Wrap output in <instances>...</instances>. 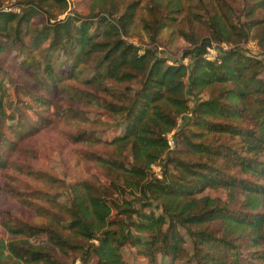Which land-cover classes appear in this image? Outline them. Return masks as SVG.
<instances>
[{"label":"trees","instance_id":"trees-1","mask_svg":"<svg viewBox=\"0 0 264 264\" xmlns=\"http://www.w3.org/2000/svg\"><path fill=\"white\" fill-rule=\"evenodd\" d=\"M90 2L60 19L67 0H0V192L46 218L0 210V264H264V0L191 2L204 38L185 0ZM138 26L189 43L169 62L128 39ZM213 42L231 48L207 59ZM49 130L98 174L57 192L21 179L47 175Z\"/></svg>","mask_w":264,"mask_h":264},{"label":"rangeland","instance_id":"rangeland-1","mask_svg":"<svg viewBox=\"0 0 264 264\" xmlns=\"http://www.w3.org/2000/svg\"><path fill=\"white\" fill-rule=\"evenodd\" d=\"M17 0H3V7L16 9ZM143 3L147 0H142ZM186 8L184 15L186 17V22L181 24L185 30L191 33V36L195 38L208 37L209 33L207 32L206 26L199 21L197 18L192 17L191 11L187 8L188 4H196L197 0H185ZM234 2L236 6L240 3V0H230ZM239 1V2H238ZM68 8L67 10L60 15V19L66 18L73 13H79L81 15L88 14L90 12V0H67ZM4 8V9H5ZM194 5L192 9L194 10ZM191 9V10H192ZM43 19L42 16L37 17L36 21L40 22ZM222 27L224 25L221 23ZM139 32H142L143 37ZM130 41L141 45L146 48H152L156 50L159 56L170 58L169 62L174 61L177 58H180L183 55L185 49L184 44L189 43V39L186 36H182L180 33L171 34V31L168 29L162 33L160 40L156 44H150L147 41L145 32L138 26L136 27V32L128 37ZM144 39V40H142ZM188 39V40H187ZM157 46V47H156ZM248 47L256 53L259 49V45L254 41L248 44ZM259 58L264 61V54H258ZM186 63L190 62V59L187 58L184 60ZM207 97V96H205ZM87 114L93 119H97L100 116L97 111L92 108L85 110ZM104 119L109 120L110 118L106 115L103 116ZM179 130V129H178ZM172 140L175 137H178L180 143L182 142L181 136H176L175 133L171 135ZM34 144L38 149H35L34 156L38 161V165L41 169L45 171L47 175L41 180L33 179L28 176H20L21 179L29 182L36 189L46 190L50 192L64 191L66 190L64 183L66 185L73 184L77 179L92 177L93 174H98L99 168L90 163H86L78 159L76 153L74 152L73 145L70 144L63 136L55 130H49L44 133H41L34 141ZM160 166H155L154 170L158 175H161ZM4 208L12 209L15 213L23 217L24 219L42 221L46 218L38 215L36 210L32 208L25 207L21 203L14 202L9 195L6 193L0 192V210ZM6 236L3 231V228L0 226V237ZM93 264H96V260L93 261Z\"/></svg>","mask_w":264,"mask_h":264},{"label":"built area","instance_id":"built-area-1","mask_svg":"<svg viewBox=\"0 0 264 264\" xmlns=\"http://www.w3.org/2000/svg\"><path fill=\"white\" fill-rule=\"evenodd\" d=\"M5 10H12V8H5ZM214 44L212 46H208L207 47V51L205 53V57L207 59L210 60H217L219 58V50L223 49V50H228L229 48H231V46L228 43H217V42H213ZM175 132V131H174ZM172 132V133H174ZM171 134H169V143L171 145L172 148H175V139L172 140Z\"/></svg>","mask_w":264,"mask_h":264}]
</instances>
